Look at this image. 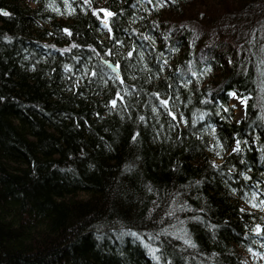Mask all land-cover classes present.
I'll return each instance as SVG.
<instances>
[{"label": "trees", "instance_id": "obj_1", "mask_svg": "<svg viewBox=\"0 0 264 264\" xmlns=\"http://www.w3.org/2000/svg\"><path fill=\"white\" fill-rule=\"evenodd\" d=\"M0 264H264V0H0Z\"/></svg>", "mask_w": 264, "mask_h": 264}, {"label": "rangeland", "instance_id": "obj_2", "mask_svg": "<svg viewBox=\"0 0 264 264\" xmlns=\"http://www.w3.org/2000/svg\"><path fill=\"white\" fill-rule=\"evenodd\" d=\"M230 105L234 109L236 120L237 121L242 120L245 116L246 99L243 97L232 95L230 100Z\"/></svg>", "mask_w": 264, "mask_h": 264}, {"label": "water", "instance_id": "obj_3", "mask_svg": "<svg viewBox=\"0 0 264 264\" xmlns=\"http://www.w3.org/2000/svg\"><path fill=\"white\" fill-rule=\"evenodd\" d=\"M105 63L117 74V75H120L121 72H120V69L117 65H115L114 63L112 62H109V61H105Z\"/></svg>", "mask_w": 264, "mask_h": 264}, {"label": "snow or ice", "instance_id": "obj_4", "mask_svg": "<svg viewBox=\"0 0 264 264\" xmlns=\"http://www.w3.org/2000/svg\"><path fill=\"white\" fill-rule=\"evenodd\" d=\"M4 15H8V13H4ZM108 15H111V13H108ZM113 103H115V102H113Z\"/></svg>", "mask_w": 264, "mask_h": 264}, {"label": "bare ground", "instance_id": "obj_5", "mask_svg": "<svg viewBox=\"0 0 264 264\" xmlns=\"http://www.w3.org/2000/svg\"><path fill=\"white\" fill-rule=\"evenodd\" d=\"M116 11H117V10H116ZM116 11H115V12H116ZM118 12H119V11H118ZM113 13H114V12H113ZM111 16H112V15H111ZM145 17H146V16H145ZM142 20H143V19H142ZM150 228H151V227H150ZM163 231H164V230H163ZM158 239H159V238H158Z\"/></svg>", "mask_w": 264, "mask_h": 264}]
</instances>
